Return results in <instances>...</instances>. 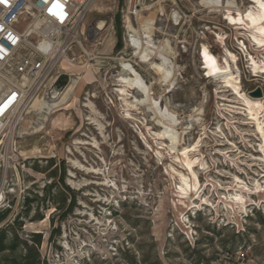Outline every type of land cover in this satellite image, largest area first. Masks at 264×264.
<instances>
[{"label":"rangeland","instance_id":"1","mask_svg":"<svg viewBox=\"0 0 264 264\" xmlns=\"http://www.w3.org/2000/svg\"><path fill=\"white\" fill-rule=\"evenodd\" d=\"M126 1L93 0L83 21L86 30L104 22L100 54L113 59L89 66L75 50L57 67L59 81L78 80L68 102L13 124L14 161L0 168V210L10 214L0 228L41 264H264L258 4L148 1L140 15L155 13L154 53L144 63L124 28ZM163 59L166 82L155 67ZM123 60L152 86L151 100L120 82Z\"/></svg>","mask_w":264,"mask_h":264},{"label":"built area","instance_id":"2","mask_svg":"<svg viewBox=\"0 0 264 264\" xmlns=\"http://www.w3.org/2000/svg\"><path fill=\"white\" fill-rule=\"evenodd\" d=\"M92 1L0 0V168L14 161L17 119L31 112L35 99L54 100L61 93L57 67L65 58L76 60L79 50L89 66L113 59L100 54L107 38L104 27L86 30L83 25ZM148 1H126L125 16L133 25L138 26Z\"/></svg>","mask_w":264,"mask_h":264},{"label":"bare ground","instance_id":"3","mask_svg":"<svg viewBox=\"0 0 264 264\" xmlns=\"http://www.w3.org/2000/svg\"><path fill=\"white\" fill-rule=\"evenodd\" d=\"M218 2L219 0H202L201 4L208 5L210 3H218ZM255 2L258 4L260 8V17H264V4L262 3L261 0H255ZM251 21L252 23L256 22V18H251ZM154 22H155L154 12L150 13L148 16L139 15L137 17V23H138L137 28L133 25L130 18H126L127 29L129 32V43L132 48L133 47L135 48L136 55L144 63L147 62L151 54L154 53L153 52L154 48L151 47L152 46L151 36H152L153 31L155 30ZM103 27H105V24L103 21H101L99 23V26L96 28L102 29ZM165 46L167 47L170 46V43L168 42V40L165 42ZM203 56H204L205 63L208 66L209 71L215 74V72L218 70L215 60L211 57H208L206 51L203 52ZM126 62L124 60L121 62V66L123 68L124 74H122L120 78V82L124 84L126 87L141 91L144 95L143 101L151 100L149 93H150V89L152 86L148 85L143 80L142 76L137 72V70L134 68L132 64L126 63ZM165 62H166L165 59H163V64L155 66L156 70L162 73V79L164 82L168 81L172 75L171 69L165 67ZM77 83H78L77 79L75 78L74 80L72 79V82L66 86L65 91L64 90H63L64 92L62 91L63 93L61 92V93L54 95V100H56V102L53 104L44 102V100L42 99H35L31 106V111H41L42 112L45 110L46 114H50L52 109L65 105L68 102L70 96L73 94ZM153 106L155 109L157 107V104L154 103ZM182 183L184 187L183 190H188L189 188L188 181L182 180ZM196 184L197 183L195 180V185Z\"/></svg>","mask_w":264,"mask_h":264},{"label":"trees","instance_id":"4","mask_svg":"<svg viewBox=\"0 0 264 264\" xmlns=\"http://www.w3.org/2000/svg\"><path fill=\"white\" fill-rule=\"evenodd\" d=\"M64 183V178H59ZM30 202V200H28ZM10 209L0 210V225L6 221ZM17 223V218L14 220ZM10 226L0 228V264H41L38 252L30 247L26 240H20L18 235L12 234ZM33 242L40 245L41 234H35Z\"/></svg>","mask_w":264,"mask_h":264},{"label":"water","instance_id":"5","mask_svg":"<svg viewBox=\"0 0 264 264\" xmlns=\"http://www.w3.org/2000/svg\"><path fill=\"white\" fill-rule=\"evenodd\" d=\"M67 85V83L65 81H59L57 86H56V89L58 91L62 90L65 86Z\"/></svg>","mask_w":264,"mask_h":264}]
</instances>
